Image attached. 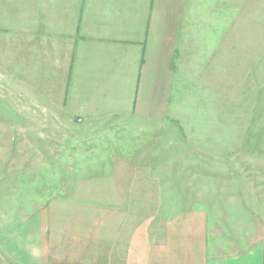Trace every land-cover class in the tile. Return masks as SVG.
<instances>
[{"label":"rangeland","instance_id":"1","mask_svg":"<svg viewBox=\"0 0 264 264\" xmlns=\"http://www.w3.org/2000/svg\"><path fill=\"white\" fill-rule=\"evenodd\" d=\"M42 1L0 0L7 203L39 211L51 243L71 240L75 253L87 242L88 260L73 264H116L119 242L159 243L177 216L200 215L217 253L264 236V0H161L136 100L100 116L33 87L18 41L31 40Z\"/></svg>","mask_w":264,"mask_h":264},{"label":"crops","instance_id":"2","mask_svg":"<svg viewBox=\"0 0 264 264\" xmlns=\"http://www.w3.org/2000/svg\"><path fill=\"white\" fill-rule=\"evenodd\" d=\"M42 4L47 6L34 14L31 40L18 41L31 63L26 67L33 87H38L35 90L81 116H100L104 108L114 105L115 113H126L136 100L138 78L146 74L142 69L148 66L140 63L141 45L148 50L146 37L157 33V22L164 21V1L48 0ZM142 115L147 116L146 111ZM8 196V190L0 189V264L88 260L87 242L75 253L71 240L51 243L40 212L9 205ZM199 216L164 221L163 239L154 243L150 235L139 251L133 238L122 240L116 264H264V236L247 250L217 253L206 242L205 222Z\"/></svg>","mask_w":264,"mask_h":264}]
</instances>
